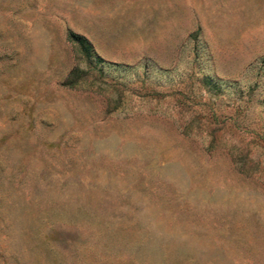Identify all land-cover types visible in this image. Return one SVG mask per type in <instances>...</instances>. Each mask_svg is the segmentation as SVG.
Returning a JSON list of instances; mask_svg holds the SVG:
<instances>
[{"label":"rangeland","instance_id":"374dc122","mask_svg":"<svg viewBox=\"0 0 264 264\" xmlns=\"http://www.w3.org/2000/svg\"><path fill=\"white\" fill-rule=\"evenodd\" d=\"M0 264H264V0H0Z\"/></svg>","mask_w":264,"mask_h":264},{"label":"trees","instance_id":"16d2710c","mask_svg":"<svg viewBox=\"0 0 264 264\" xmlns=\"http://www.w3.org/2000/svg\"><path fill=\"white\" fill-rule=\"evenodd\" d=\"M69 38L80 45L81 49L87 55V58H93L94 57L95 53H94V49H93L90 41H88L86 38L81 37V36L74 34L72 32L69 33ZM95 57L98 58L97 55H95Z\"/></svg>","mask_w":264,"mask_h":264}]
</instances>
